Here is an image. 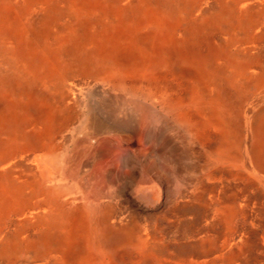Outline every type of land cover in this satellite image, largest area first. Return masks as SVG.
I'll return each mask as SVG.
<instances>
[{
  "label": "rangeland",
  "instance_id": "1",
  "mask_svg": "<svg viewBox=\"0 0 264 264\" xmlns=\"http://www.w3.org/2000/svg\"><path fill=\"white\" fill-rule=\"evenodd\" d=\"M0 264H264V0H0Z\"/></svg>",
  "mask_w": 264,
  "mask_h": 264
},
{
  "label": "crops",
  "instance_id": "2",
  "mask_svg": "<svg viewBox=\"0 0 264 264\" xmlns=\"http://www.w3.org/2000/svg\"><path fill=\"white\" fill-rule=\"evenodd\" d=\"M125 182V181H124ZM126 185V184H125Z\"/></svg>",
  "mask_w": 264,
  "mask_h": 264
}]
</instances>
